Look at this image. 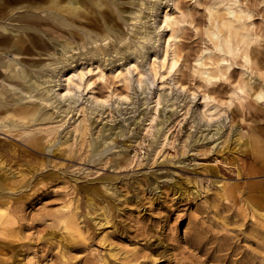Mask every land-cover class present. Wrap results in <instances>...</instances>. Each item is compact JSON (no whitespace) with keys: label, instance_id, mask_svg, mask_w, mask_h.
Wrapping results in <instances>:
<instances>
[{"label":"rangeland","instance_id":"rangeland-1","mask_svg":"<svg viewBox=\"0 0 264 264\" xmlns=\"http://www.w3.org/2000/svg\"><path fill=\"white\" fill-rule=\"evenodd\" d=\"M49 1L19 8L6 0V35L17 33L14 18L33 13L25 31L40 36L37 47L55 51L16 59L31 65L58 58L53 76L93 63L89 77L98 64L105 78L94 75L92 90L61 99L54 80L45 85V103L37 91L27 98L10 88L28 83L0 69V264H264V98L239 94L245 99L227 102L232 81L246 70L241 59L230 60L227 80L205 82L196 72L197 56L213 48L205 7L223 11L227 0H178L179 10L171 0H78L71 13ZM235 6L250 17L244 23L253 71L242 77L264 90V0ZM164 11L175 12L179 71L161 66L171 38L160 21ZM154 58L156 73H146ZM133 60L145 69L140 86L113 76ZM207 88L218 103L205 120L198 110ZM90 95L107 103L96 105Z\"/></svg>","mask_w":264,"mask_h":264},{"label":"bare ground","instance_id":"bare-ground-1","mask_svg":"<svg viewBox=\"0 0 264 264\" xmlns=\"http://www.w3.org/2000/svg\"><path fill=\"white\" fill-rule=\"evenodd\" d=\"M15 1H16L15 3L17 5H19L18 6L19 8H24L28 4V0H15ZM195 1L198 2L199 0H195ZM218 1L221 4L223 3L222 0L221 1L218 0ZM171 2H172L173 9L179 10L178 9V0H171ZM236 2H237V0H233V1L227 0V2H225V4H224L225 7L222 8L223 11L217 9L216 3L213 6L205 7V9H207V11H208V22H209L208 25H209V27L207 26L206 28H204V29H206L204 31L206 32L205 34L208 37L207 39H209L212 42L213 48H206L205 50H203L201 52V54L197 56L198 58L195 61V63L198 66H201V68L196 70L197 76L202 77L205 82H211V81H216V80H221V79H226V80L229 79L228 78L229 76H226V74L232 65L230 60L231 59L233 60L235 58L242 60V62H243L242 66L246 68L245 71L249 70L250 73H252V71H253L251 68V58H250V43L252 42L251 41L252 39L250 37V32H249V28H248L249 23H247V25H245L246 23H244L245 22L244 19H246V18L249 19L250 17H249V15L245 14V11L243 9L237 8L235 6ZM60 3H61L60 0H50L48 2V7L52 8V9H56V10H62V11H65L66 13H71L72 11L79 8V6H76V4L79 3L78 0H75V1L74 0H68V1H66L64 6H61ZM11 7L12 6L9 3H7L6 0H0V20H4V18L6 16L5 15L6 8H9L11 10ZM31 7H33V5ZM33 8H35V7H33ZM172 12L169 13L167 11H164L160 17V21L162 22V27H163V25H165V27H168V29L171 30V32L169 31L170 34H168L169 36L167 37V38H169V37H171V38H169L168 40L166 39L163 56L160 59L162 62L161 66L165 67L169 71L176 69V66L178 63V58H179V52H180V48H181L177 43H175V41L177 40V34L172 33L173 29L171 28V26H173V25L170 26V24L175 23V17H174L175 12L174 13H172ZM27 13L28 12H24V13L20 14L19 16H17L16 18L13 19L16 22V24H14L13 27L16 28L15 30H17V33H13L11 38L8 35H6V32L7 33L12 32V31H10V28H8L9 24L4 25L0 22V69L4 73H6L9 78H14L18 81H21L19 83H28V87L25 89H23L25 86L22 87L23 86L22 85L20 87L18 85V83H17V85L19 87L14 86V85H10L8 83V86H10V88L16 87V90L23 93L24 95H27V98H31V97L33 98V96L31 95V92L37 91L38 100L46 103L48 101L47 100L48 97H47L46 93L50 92L48 87H50L51 85L48 87H46L45 85L53 83L54 80H55L54 82H57L56 84L59 88L57 89V91L55 90L53 95H56L57 98L61 99L62 97H65L66 95H69L70 93L75 94L76 91H78V93L79 92L81 93L82 92V91H80L81 88H86V87H89L90 85H93V82H94L93 79L94 78H92V77H94V75H96V77L98 79H101V80L105 78V74L103 72L104 70H101L99 68L98 64H96V65L94 64L95 67H93V68L97 69V70H95L96 74L91 75L89 77H87L88 73L93 74L92 73L93 69H91V67H92L91 65H93V63L89 64V66L88 65H76V66L68 68V69H64V70L62 69V70L58 71L53 76L52 72L55 69L54 65H57L58 63L61 62V60H59L58 58H56L55 60L46 59L47 63H45L44 61L43 62H40V61L32 62L33 64H31V65H26L25 63H22L23 62L22 60H17L16 58L19 55L31 54V53L40 55V54H42L41 50H45L43 52V55H47L48 57H51L52 55H54V57H55V51L52 49H51L52 51H50L51 53L48 54L49 51H47V50H49V49H47L46 44L42 48L37 47V41L36 40H39L40 36H34L35 38L30 37L29 34L25 31V30L31 29L26 24V20L36 18L35 14H33V13L27 14ZM48 16L52 17L55 21H57L60 26L66 27L69 25L65 20L58 18L57 16H54L51 13H49ZM137 17H139V10L134 15L133 19H136ZM37 32H38V34L42 33L39 30ZM170 39H172L173 41L171 42ZM41 40L44 42L43 39H41ZM69 48H71V47L68 46V44L63 46L61 48L62 52H61L60 56L66 54L70 50ZM214 52L217 53L218 55L211 57L212 53H214ZM205 55H208L209 63H203L202 62V59H204ZM255 56H256V54H255ZM167 57H169V59H168L169 61H167ZM205 59H206V57H205ZM258 60L260 61V59H258ZM135 61H136V59H135ZM135 61L133 60V61H131L125 65H122L121 67H118L115 70V74L113 76L115 78L119 79L125 85L128 84L129 82L130 83L133 82L135 85L140 86V84L143 80V76L145 75V69H143V68L140 69L139 68L140 66L138 67L137 63H135ZM155 64H156L155 58L151 62H148V65H149L148 68L150 70L148 69V71H146V73H148L149 71L155 72L156 71ZM180 69L181 68H178V66H177L176 71H179ZM132 71L135 72L134 75L132 74ZM244 72H242V74ZM242 74L240 76H238V78L234 79V81H232V90L230 91V98L227 101L229 104L233 103L232 97H234V96L240 97V99H245L242 96H240L239 94H241V95L246 94V97H251L254 99V101L261 100L262 98H264V90H262V89H256L255 90L254 89L255 87L251 86L250 79H244L242 77ZM259 76L262 77V79H264V73L259 72ZM173 78L171 80H173ZM179 81L177 79L175 80V82L178 84H179ZM167 82H169V81H167ZM14 84H16V83L14 82ZM208 84H210V83H208ZM127 86H125V87H127ZM180 86H181V84H180ZM253 86H255V85H253ZM198 88H200V85L195 86V89H193L191 91V94H193L195 91H197ZM90 89L92 90V88H90ZM50 90H51V87H50ZM213 91H215V90L207 88L204 92H201V94H202V101H201L202 105H201V109H199L198 112H199L201 118H203L205 120L210 119L212 117L214 111L217 108L218 101H215V98L212 96V94H210ZM91 92H93V91H91ZM185 92H187V91H185ZM90 96H91V102L95 103L96 105L104 103L106 100L105 98L101 99V98H98V97L93 96V95H90ZM25 97H22L20 99H23ZM50 97H51V95L49 96V98ZM119 98L123 99L124 97L119 96ZM251 98H250V100H251ZM156 101H157V99H156ZM209 101H212V102L214 101L216 104H212L209 106ZM50 102H53V101L50 100ZM50 102H48V103H50ZM1 103L2 102H0V107H1ZM105 103H107V102H105ZM156 104H158V101L156 102ZM243 105H244V103H243ZM236 107L241 108L242 107L241 103L238 102ZM251 108H253V107H251ZM240 111H242V110H240ZM242 114H243V112L241 113V115ZM24 115L26 117H31V116H33V112H29V110H28L24 113ZM32 118H34V117H32ZM81 129H82V131L85 132L86 125L82 124ZM165 135H166V133H163L164 137H165ZM246 143H247V140L245 139L243 141V144H246ZM2 187H3V185L0 182V188H2Z\"/></svg>","mask_w":264,"mask_h":264}]
</instances>
